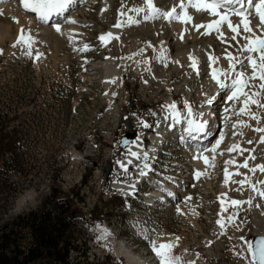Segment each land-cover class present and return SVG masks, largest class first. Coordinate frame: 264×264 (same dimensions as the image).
Returning a JSON list of instances; mask_svg holds the SVG:
<instances>
[{
	"label": "rangeland",
	"instance_id": "1",
	"mask_svg": "<svg viewBox=\"0 0 264 264\" xmlns=\"http://www.w3.org/2000/svg\"><path fill=\"white\" fill-rule=\"evenodd\" d=\"M113 2L111 14L100 19L101 0H97V3L89 9V13L85 15V20L90 23V27L78 30L80 34L75 43L68 38L71 36L70 30H64L63 33L66 34L67 31L69 33L64 36L54 30H30L21 26L25 28L26 34L37 41L33 51L44 53L39 59L27 57L24 55L23 48L12 46L16 42L20 27L17 22H14L12 16H4L5 12H2L3 15L0 16V224L21 213L37 209L48 197L51 188L58 192V198L73 190L77 195L73 197L77 209L74 215L76 250L72 253L71 264H128L121 257H116L110 244H106L101 238L99 230H108V228L115 238V244L124 245L127 253L130 252L147 262L150 261V264L157 263L151 242L156 245L161 242H174L175 246L171 249V254L181 257L182 264H188V262L248 264L251 257L246 251V242H252L256 229L264 230V202L254 197L252 206L245 204L241 207L236 217L238 218L236 223L240 225L239 231L229 225L225 229V235H214L219 233L214 225L221 213L219 196L225 171L223 159L218 160L216 168L212 167L213 170L208 172L212 175L209 177L210 186L205 179H200L199 182L195 181L189 188H185L184 201L188 196L192 199L187 200L184 206L178 207L181 210L180 213L177 212V208L172 211L173 213L163 212L153 215L152 209L144 205L145 191H141L138 199L133 198L137 200L136 202H130L124 197L125 195L112 189L114 181L123 184L122 182L136 179L134 168L129 169L125 177L124 170L115 163L126 155L127 148H120V140L128 132L126 123L131 126L130 132L134 134V141L136 138L144 140L143 152L147 150L151 155L150 151L159 150L165 153L164 156L172 153L171 158L177 159L176 164H182L184 167L188 159L186 158L187 150H182V146L170 145L169 147L164 139V143L162 142L160 146H155L152 142L153 135L161 130L157 126L163 127L166 124L162 107L171 109L174 105V108L179 107L180 111H184L188 107L192 109L194 104L206 95L210 97L214 86L211 88L213 79L209 75L205 57H215L213 62L227 70L229 61L226 55L228 53L239 55V49L244 43L243 37L240 36L237 41H232V34L224 26H221L224 32L221 38H218V34L214 31L208 34L209 36L205 35L206 31L210 30L196 27V25L208 23L205 16L197 15L198 19H196L197 16L195 18L192 14L190 15L193 18L192 21L184 24L182 20L180 24L182 26L180 27L185 29L183 31L187 30L184 35L191 33L189 36L194 38L192 42L188 40L185 47L198 44L200 53L203 52L201 54L205 55L200 54L194 58L192 64L195 67H190L191 69L186 67L183 70L179 68L176 70L170 63L167 67H161L155 60L159 42L170 38L178 42L183 31L163 30L160 28L162 24L144 26L138 30H126L130 32L123 34V36L126 35L124 41L127 46H131L132 41L135 40L137 42L135 47L129 49L128 46L127 49L115 43L104 47L98 38L110 31V26L122 7L121 0H113ZM182 2L186 3L185 0H153L154 5L162 11H171L175 8L176 16L180 13L179 5ZM124 5L128 10L123 18L127 21L133 15H137L136 12L131 11V8L145 7L144 0H124ZM14 11L15 15L17 11L20 12L18 8ZM18 16L20 17V13ZM24 19L26 18L20 17L21 23H24ZM80 19L83 18L80 16ZM129 34L132 36L135 34V36L132 37ZM144 34L149 37L147 38ZM134 37H137V40ZM208 42L211 43L209 48L205 45ZM85 43L89 45L87 50L83 52L75 50V48L81 49ZM148 44L152 45L153 50L146 49ZM111 59L116 63L123 60L127 68L123 65L125 90L121 91V96H116L110 105L102 82V70H99V74L89 77L88 69L93 63ZM134 64L144 65L140 73L137 71L138 75L133 74L134 70L130 67L134 68ZM239 69L247 70L237 65L235 70L239 71ZM167 71L171 72L169 77L166 75ZM247 72H250L249 68ZM85 76L90 79L87 80ZM166 77H168L167 88L173 97L171 100H166L170 97L166 89H157L162 79L167 80ZM208 80L211 81L208 82ZM196 85H199L197 89L199 94L201 92L198 99H195L196 94L189 96L186 90L187 86L193 87L192 94ZM156 90L160 91L157 96L152 94ZM151 95L155 97L151 98ZM222 106L223 104L219 107ZM240 106L242 107V104L237 102L234 112H239ZM203 108L205 107H201ZM238 120H243L251 127H243L240 124L239 134L237 132L235 134L234 138L239 141L241 149L247 148V151L231 152L234 158L232 164L234 174L230 176L232 178L230 187L225 192L226 200H247L250 195L254 196L247 185L241 188L239 184L232 183L233 180L238 181L247 175L254 181L264 179V174L250 173L247 169L238 167L252 155H255L256 159L249 160L250 167L255 164H264V145L255 143L258 139V133L253 130L256 127L255 121L250 120L246 114L236 116L233 113L230 122L236 125ZM150 122L157 124L151 135L146 132L148 127H144L145 124L149 126ZM249 140H252L253 144H249ZM244 144L247 145L245 148ZM152 145L155 146L153 149L150 148ZM172 147H178L179 150L175 151ZM6 159L10 162L9 166L4 165ZM141 162L143 163V160H138V163ZM107 166L111 168V171L105 179L104 172ZM149 187L151 189V186ZM27 194L33 196L32 202H26L19 207V200ZM257 204L261 207H256ZM226 208H228L227 213L233 211L230 207ZM226 220L224 219L223 222ZM141 229H144L148 235H144ZM241 236L243 239H240ZM155 237H158L157 240ZM148 244L151 246L149 247ZM233 246L235 250L241 252L242 258L234 254L231 250ZM157 259V264H160L158 257Z\"/></svg>",
	"mask_w": 264,
	"mask_h": 264
},
{
	"label": "bare ground",
	"instance_id": "2",
	"mask_svg": "<svg viewBox=\"0 0 264 264\" xmlns=\"http://www.w3.org/2000/svg\"><path fill=\"white\" fill-rule=\"evenodd\" d=\"M185 1H186V3H185V5H186L185 11H187L189 15L194 14V17L197 16V15H199V16L202 15L203 17L205 16V20L208 23H210L213 19H215V18L211 17L210 14L197 13L195 11V9L190 8V7H187L188 0H185ZM256 2H258V0H254V3H256ZM96 3H97V0H85L84 3L76 4L73 9H70V11L68 13H66V16H68L70 18H73V19H75V20L78 21V24L75 25V26L74 25H62L63 32H65L66 30H70L71 38H69L70 36L68 38L71 39L74 43H75V40H76L77 36L80 34L78 30H83V28L90 27V23L87 20H85V15L89 13V9L92 6H94ZM113 3H114L113 0H101V8L99 10L100 11L99 12V18L100 19H103L107 15L111 14V9H112ZM15 5H17L16 8H18V10L20 11L19 12L20 13V17L22 16V18H26L23 21L24 23H21L20 17L18 16V14H19L18 11H17L18 14L17 13H16V15L14 14V12H15L14 10L16 9L15 8ZM9 6H12V7L9 8ZM13 8H15V9H13ZM0 9L2 10L1 12H5L4 13V16L5 15H9V16H12L13 18H15V21L19 24V27L20 28H21V26H25L26 28H28L30 30H35V29H39V30H53L49 26H47V25L39 22L37 20L36 16H35V14H33V13H26L20 7L19 0H0ZM169 9H171V8H169ZM165 11H167V10H165ZM143 15H144V13L141 12V13H137V15H133L131 19H129V17H128L127 19H129V20L128 21L126 20L127 23H125L122 26V28H120V29H116V28L113 27V25L115 24V21L117 19V17H115L112 25L110 26V32H112L113 33V36L114 37H117V38L116 39H109L107 41V43L105 45H103V46L106 47V46H109V44H111V43H113V44L115 43L117 45H120L121 47H126L128 49V46L129 45L127 46V43L124 41V39H125L124 36H126V35L123 36V34H126L127 32L128 33L130 32V31H127L126 32V30H138V29H140V28H142L144 26H149L150 27L152 25H158L159 26V25L162 24V27H160V28L163 29V30H167V29L168 30L169 29L170 30H182V31L185 30V29L181 28L182 27L180 25L182 23V20L181 19L165 20L163 18H157V19H152V20L145 21L143 19ZM180 15H181V10H180V13H179L178 16H180ZM80 16L83 19H80ZM196 19H198V16H197ZM132 21H136V23H132ZM184 24H185V22H184ZM192 27H193V25H192ZM201 28H203V27H201ZM186 31H183L182 32V35L179 32V35H181V36H180V38H178L179 39L178 42L175 41V40H173V39H171V38L169 40H167V41L159 42V45H158V47L156 49L157 50V52H156L157 53V56L156 57L154 56V57L156 58L155 59L156 62L157 63L159 62L158 64H160L161 67L162 66L167 67L168 63H170L174 67V69H176V70H177V68L182 69V70L185 69L186 67H189L190 68L193 65L192 64L193 59L196 58L197 56H199L201 53H203V52L200 53V49L197 47L198 44L197 45L196 44H192V45L190 44L191 46L190 47L186 46V47H188V49H186V47H185L186 42L188 40H191V42H192V40L194 39V38H191V36H189L191 34V33L189 34V31H188V34L189 35H184V33H186ZM222 31H223V29H222ZM177 32H175V33H177ZM64 34L65 33H63V35ZM66 34L69 35L68 31L66 32ZM223 34H224V32H223ZM153 35L151 37H153ZM129 36H132V35L129 34ZM133 36H135V34ZM145 36H147V35H145ZM148 37L149 36H147V38ZM142 38H143V36H142ZM134 39L137 40V37H134ZM152 39L153 38H151V40ZM149 40L150 39H148V41ZM153 40H155V39H153ZM207 40H210V39H207ZM68 41H70V40H68ZM197 41H198V39H197ZM132 44H131V46H129V49H131L132 47H135V45L137 44V42L135 40H133L132 41ZM205 45H207L208 48L211 47V43L210 42L205 43ZM184 47H185V49H184ZM146 49L149 50V51L153 50L152 45L151 44H148L146 46ZM143 53H144V51H143ZM130 54H132V53H130ZM201 55H205V54H201ZM252 55L254 57L258 56V54H255V53L252 54ZM190 57H191V59H190ZM164 59H166V60L164 61ZM198 59L200 60V58H198ZM129 61H131V60H129ZM205 62L207 64V69H208L209 75H211L212 74V71L215 70V69L224 70L221 67H218V65L216 63H214V62H212L211 65H209V57H205ZM144 63L147 64L146 61H144ZM124 64L125 63H124L123 60H121L119 63H116L115 60L111 59V60H107L105 62H101V63L100 62L99 63L96 62V63H93L92 65H89V67H90L88 69V71H89V73H88L89 77L95 76V74H97L99 72V70H102V72H103V81L102 82L104 84L105 91H106V95H107L106 97H107L108 103L110 105L113 103L115 97L118 96V95H120L121 91L124 92V90H125V88H124V85H125V83H124V73L125 72L123 73V65ZM127 64H129V63H127ZM125 65H124V67H125ZM130 67H131L132 70H134L133 74H137V71L140 73V69L142 67H144V65H135L134 68H132V66H130ZM125 68H127V67H125ZM163 68H162V70H163ZM225 69H226V67H225ZM247 70H248V68H247ZM247 70H245V71H247ZM239 71H240V69H239ZM208 72H207V74H208ZM159 73H160V70H159ZM170 73H171L170 71H167L166 75L169 77L170 76ZM86 76H85V78L87 79ZM148 77H150V76H148ZM168 77H166L167 80H163L162 79V82L159 83L157 89L159 90L160 88H164L170 94V90L167 88ZM89 79H87V80H89ZM210 81L208 80V82H210ZM212 81H211V83H212L211 84V88L214 86L213 87L214 90L212 91L210 97H212V96H215L216 97V99L213 101V104L212 105H207L205 103V101L208 98H210V97H207V95H206V97L201 98V100H198V101L196 100L197 102L194 104V107L191 109L192 110V113H193V115H191V116L189 115V112H188L189 107L186 108L184 111H180L179 110V107H175V108H171V109L166 108V110H164L165 111L164 122L166 124L163 127L159 128V130L160 129L161 130L158 131L157 134L153 135V137H152V142L154 143V145L155 146H158V145L160 146L162 144V142H163V139H164V142H166L167 136L169 134L170 135H174V134L178 135L179 138L176 139V143H178V142L181 143V146H182L183 150H187L186 151L187 152L186 158L189 160V161L187 160V162L185 161L186 163L184 164V167H182V164L181 165L180 164H176L177 159L176 158H174V159L171 158L172 157L171 156L172 153L169 154L168 156H164L162 158H157V159H156V157H154L153 155H151V156H153L155 158L151 162V166L155 169V171L154 172H149L147 174V176L145 175L146 177L145 176L140 177L139 176V168L140 167H138V168L136 167L138 160H137V158L130 156V153L133 152V151H136L138 153H142L143 152V146H142V144H143L144 140L142 138H136L135 141H134V143L131 144L129 146V148H128V149H130V148L131 149L130 150L127 149L126 155L120 160V162L121 163H124L128 169L129 168H132V167L135 168L134 174L136 175V179L135 180H132L130 182H124L123 184H118L117 182L116 183H113V187H114V188H112L113 190L118 191L119 193L120 192L127 193V192L130 191L129 185H133L134 184L135 187H136V185L145 177L143 180L148 184V186H151V188L153 187L152 190H151V192H150V188L148 189V191L150 193H148L147 196H146L147 204H145V206L147 208H149L150 210L152 209L151 210V213L153 215H155V214L158 215V214L163 213V212H172V211H175L178 207L184 206L185 202H183V197H184V194H185V188L186 187L189 188V186L192 185V183H194L195 181L199 182L198 180H200V179H205L208 182V183L206 182L207 185H209V186L211 185V182H209V177H212V175L209 174L208 172H211L214 168H216V163L218 162V160L220 161L221 159H223L222 160V161H224L223 166L225 168H227V170L229 172V181H228L227 184H225V181L223 180L222 183L220 184V186H221L220 188L221 189H220V196H219L220 199L219 200L224 199L226 201L225 207H229L230 200H226V198H225V192H227V189L230 187L229 186L230 183H231L230 181L232 180V178H230V176L232 174H234V171H232V164H227V161H229V160H233L234 161V158L231 156V152H229L228 149H229V147H231L234 144L235 145H239V141H237L234 137H235L236 132L239 134L238 126L240 125L239 122H236L237 121L236 120L235 121L236 122V125H235V127H233V125L235 123L230 122V119H231L232 114L234 113V106L237 104V101H232V102L227 101L226 97H227L228 91L227 90H221V89H219V87L216 84V82L215 81L212 82ZM209 86H208V89H209ZM198 88H199V85H196V88H195L194 92H192V94H191V91H192L193 87H190V86L188 87L187 86L186 87V90H188L187 94L189 96H194L196 94L195 99L200 98L201 92L199 94V92L197 91ZM158 90L153 91L152 94H155V96H157V93L160 92V91L158 92ZM151 96H152L151 98L155 97L153 95H151ZM171 98L173 99L172 94H170V97L167 98L166 100H171ZM167 103H169V102H167ZM204 103H205V105H204ZM222 104H223V106L222 107H219ZM201 107H205V108L201 109ZM225 108H228L229 109V112L228 113H225L224 112V109ZM196 113H204V115L203 116H197ZM225 117H227V119H225ZM189 119H195L197 121H200V120H203V119H207L209 121L210 135H209V137L207 139H203V140H201L199 142V146L201 148H203V147H209L210 148L211 147V144L215 143V140L216 139H220L221 138V134H223L222 143L218 146L216 153H211V152H205L204 153V155H206V156L209 157V163L207 165H205L202 161L194 160L192 158L194 155L197 154L195 152V150L191 147V145H192L193 142H191V143H185L184 140L182 139L181 129L187 127V121ZM174 128H175V130H173ZM240 135H242V134H240ZM172 141H174V140H172ZM204 142H206V143H204ZM173 143H175V142H173ZM205 144H207V145H205ZM246 146L247 145H245L244 148ZM239 147L241 148L240 145H239ZM263 148H264V146H263ZM173 149L175 151H177V149H175V148H173ZM172 152H174V151H172ZM166 154H168V153H166ZM236 154H239V153H236ZM238 158H240V157H238ZM128 159H132V164L131 165H128L127 164V160ZM174 165H177V166H174ZM212 167H213V169H212ZM172 169H173V171H172ZM197 170L201 171V173H202L201 177L198 180L193 178L194 172L197 171ZM183 175H184V177H183ZM167 176L173 177L174 180H175V183H168L166 179H163V177H167ZM180 177H183V178H180ZM151 184H153V185H151ZM161 187H163L166 190H171L172 192H174L175 193L174 197L167 196L166 191H162L161 190ZM192 188H193V186H192ZM231 189H232V187H231ZM221 194H223V196ZM132 198H136V197L134 195H132ZM32 200H33V196L31 194H27V195H25L24 197H22L19 200L18 206L21 207L26 202H29V201L32 202ZM262 201L264 202V200H262ZM241 207H244V206L242 205ZM231 209H233V208H231ZM233 211H234V209H233ZM232 212L231 213H227V212L220 213V218L219 219L223 222L224 219H227V217L232 214ZM253 219H255V218H253ZM234 221L235 222H238V218L234 217ZM255 221H256V219H255ZM257 223H258V221H257ZM255 224H256V222H255ZM156 226H158V225L156 224ZM214 226H215L214 228H216L217 231L220 232L219 225L215 224ZM259 230L256 229L254 231V233H253V236H255V235H264V230H260V231ZM99 233L101 235V238L106 242V244H110L109 246L112 247V251H113V253H114V255L116 257H121L128 264H150L149 263L150 261L147 262V260H144L141 257H138L137 255H134V254H132L130 252L127 253L125 251V248L123 247L124 245H120V243L115 244V238L111 234L109 228H108V230L107 229H100L99 230ZM155 239H157V237H155ZM151 243H153V242H151ZM161 243H163V242H161ZM155 257H156V260H157V263H158V259H157L156 254H155ZM188 258H190V257H188Z\"/></svg>",
	"mask_w": 264,
	"mask_h": 264
},
{
	"label": "snow or ice",
	"instance_id": "3",
	"mask_svg": "<svg viewBox=\"0 0 264 264\" xmlns=\"http://www.w3.org/2000/svg\"><path fill=\"white\" fill-rule=\"evenodd\" d=\"M78 0H19L20 7L26 13L35 14L37 20L58 34H63L62 25H77L78 21L66 16V13L73 9L77 4ZM80 3H84L85 0H79ZM121 9L113 25L114 28L120 29L127 23L123 18L124 13L128 10L124 5V0H121ZM145 7H133L131 11L136 13H144L143 19L145 21L163 18L165 20L181 19L183 22L188 23L192 21V16L185 11L186 5L182 2L179 7L181 9V15L176 16L175 8L171 11H162L159 7L155 6L153 0H144ZM187 7L195 9L197 13L210 14L211 17L215 18L210 23L196 25V27H203L210 30L205 35L215 32L218 34V38L223 37L222 27L224 26L232 34L231 40L237 41V38L242 36L244 43L239 49V55H233L228 53L226 59L229 61L227 70L215 69L212 71L211 78L216 82L219 89L227 90V101H237L242 104L239 112H234V115L241 116L247 115L250 120L255 121L256 127L253 129L258 133V139L255 141L258 145H264V0H258L254 3V0H188ZM3 13L0 12V16ZM14 22L15 21V18ZM136 23V21H132ZM71 38V36L69 37ZM112 32H107L99 36V42L103 46L109 39H116ZM37 43L31 35L26 34L25 28L21 27L17 36L16 42L12 45L13 47H21L24 50V55L39 59L43 56V52L33 51V46ZM89 48V45L85 43L83 48L75 49L76 51H85ZM247 53V55H245ZM258 54V58L252 54ZM243 57V59H241ZM191 59V57H190ZM216 58L213 56L209 57V65ZM240 65L243 68H249L250 72L241 70L236 71V66ZM192 67H195L193 64ZM222 77V78H221ZM216 99L215 96L208 98L205 103L212 105ZM174 108V105L172 106ZM189 115H193L191 108L188 109ZM225 113L229 112L228 108L224 109ZM197 116H203L204 113H196ZM227 119V117H225ZM243 127H251L246 124L243 120L239 121ZM144 127H149L147 124ZM235 127V124L233 125ZM182 139L185 143L195 142L191 147L197 153L192 158L194 160L202 161L205 165L209 163V157L204 155L205 152L216 153L218 146L222 143L223 134L220 139H216L215 143L211 144V147L199 146V142L203 139H207L210 135L209 121L203 119L197 121L195 119H189L187 121V127L181 129ZM127 144L128 141H123ZM249 144H253L252 140L248 141ZM229 152L233 151H247L241 149L239 145H232L228 149ZM131 157L137 158V160H143V164L139 168V176L143 177L149 172H154L155 169L151 166V162L155 159L151 156L147 150L143 153L133 151L130 153ZM255 155L246 158L242 164L238 167L247 169L250 173L264 174V164H255L250 167L249 160H255ZM233 160L227 161V164H233ZM117 164L124 170V175L127 177L128 168L124 163L117 161ZM127 164H132V159L127 160ZM201 171L197 170L194 172V179L201 177ZM240 175V173H235ZM168 183H175V180L171 176L163 177ZM225 184L229 181V172L227 168L224 171ZM232 183L239 184L241 188L245 185L249 188L253 195H250L247 200L231 199L229 207L233 208L234 211L227 217L226 222H222L217 219L216 224L219 225L220 232L214 233V235L223 236L225 235V229L231 225V227L237 231L240 230V225L234 221V217H238L241 210V205H253L254 197H258L260 200H264V179L253 180L251 176H245L240 180H233ZM130 194H134L135 185H129ZM162 191H166L167 196L174 197L175 193L171 190H166L161 187ZM223 196V194H221ZM192 197L188 196L185 198L191 200ZM221 213L227 212L228 208L225 207L226 201L221 199L220 201ZM256 207H261L257 204ZM180 209L177 212L180 213ZM144 235H148L144 229H141ZM179 239L178 237L176 238ZM231 239V238H229ZM240 239H243L241 236ZM246 251L250 255L251 259L248 264H264V240L258 241L255 245L251 241L246 242ZM153 251L160 260V264H182L181 257L171 254V249L175 246L173 243H160L158 246L153 243ZM234 254L238 258L241 257V252L235 250L233 246ZM188 264H194V262H188Z\"/></svg>",
	"mask_w": 264,
	"mask_h": 264
},
{
	"label": "trees",
	"instance_id": "4",
	"mask_svg": "<svg viewBox=\"0 0 264 264\" xmlns=\"http://www.w3.org/2000/svg\"><path fill=\"white\" fill-rule=\"evenodd\" d=\"M9 164L6 159L4 165ZM75 196L70 190L58 198V192L51 188L37 209L2 222L0 264H71L76 250Z\"/></svg>",
	"mask_w": 264,
	"mask_h": 264
},
{
	"label": "water",
	"instance_id": "5",
	"mask_svg": "<svg viewBox=\"0 0 264 264\" xmlns=\"http://www.w3.org/2000/svg\"><path fill=\"white\" fill-rule=\"evenodd\" d=\"M128 132L121 138L120 140V148L125 149L127 146L130 145V143L134 139V134L130 132L131 126L126 123ZM123 141H128L127 144L123 143ZM111 168L109 166L106 167L105 172H104V178L107 179L108 175L110 174ZM264 240V235H255L252 238V244L255 245L258 241Z\"/></svg>",
	"mask_w": 264,
	"mask_h": 264
}]
</instances>
